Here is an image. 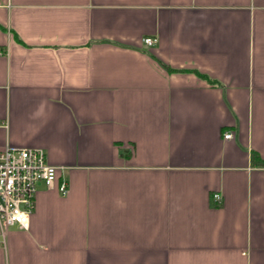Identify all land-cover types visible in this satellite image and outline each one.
<instances>
[{
    "label": "crops",
    "instance_id": "obj_1",
    "mask_svg": "<svg viewBox=\"0 0 264 264\" xmlns=\"http://www.w3.org/2000/svg\"><path fill=\"white\" fill-rule=\"evenodd\" d=\"M6 146L67 192L0 264H264V0H0Z\"/></svg>",
    "mask_w": 264,
    "mask_h": 264
},
{
    "label": "built area",
    "instance_id": "obj_2",
    "mask_svg": "<svg viewBox=\"0 0 264 264\" xmlns=\"http://www.w3.org/2000/svg\"><path fill=\"white\" fill-rule=\"evenodd\" d=\"M156 37H144L143 42L152 45ZM232 136L230 131L224 138ZM57 167L47 162L45 152L40 147L16 148L6 146L0 151V224L1 235L9 225L28 227L29 217L35 206L38 182L47 188H56L60 193L67 192V183L61 180L56 184ZM213 197L220 199L215 193Z\"/></svg>",
    "mask_w": 264,
    "mask_h": 264
},
{
    "label": "trees",
    "instance_id": "obj_3",
    "mask_svg": "<svg viewBox=\"0 0 264 264\" xmlns=\"http://www.w3.org/2000/svg\"><path fill=\"white\" fill-rule=\"evenodd\" d=\"M254 157V156H253Z\"/></svg>",
    "mask_w": 264,
    "mask_h": 264
}]
</instances>
